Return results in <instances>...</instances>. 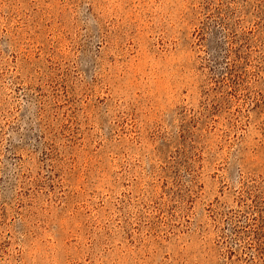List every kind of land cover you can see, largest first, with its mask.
<instances>
[{
    "label": "rangeland",
    "instance_id": "1",
    "mask_svg": "<svg viewBox=\"0 0 264 264\" xmlns=\"http://www.w3.org/2000/svg\"><path fill=\"white\" fill-rule=\"evenodd\" d=\"M0 264H264V0H0Z\"/></svg>",
    "mask_w": 264,
    "mask_h": 264
}]
</instances>
